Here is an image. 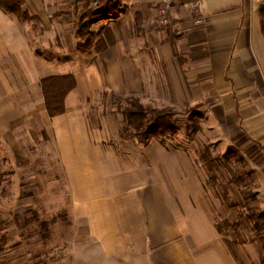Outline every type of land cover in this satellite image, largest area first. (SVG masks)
I'll use <instances>...</instances> for the list:
<instances>
[{"label":"crops","instance_id":"0c3cea01","mask_svg":"<svg viewBox=\"0 0 264 264\" xmlns=\"http://www.w3.org/2000/svg\"><path fill=\"white\" fill-rule=\"evenodd\" d=\"M195 2L113 0L117 16L88 19L87 52L77 24L88 0H23V19L0 7V200H22L31 178L37 199L62 202L72 222L62 264H262L260 242L218 230L222 205L189 149L122 138V114L95 110L106 94L201 106L208 135L245 159L264 214V7ZM168 4L171 26L153 27ZM69 75L75 88L52 117L42 81ZM11 224H1L5 264H32L12 254Z\"/></svg>","mask_w":264,"mask_h":264},{"label":"rangeland","instance_id":"374dc122","mask_svg":"<svg viewBox=\"0 0 264 264\" xmlns=\"http://www.w3.org/2000/svg\"><path fill=\"white\" fill-rule=\"evenodd\" d=\"M117 1V0H116ZM106 2V1H103ZM98 7H103L104 12H114L113 17L117 16L119 10L116 13L115 7L112 5L113 0H110L109 7L104 3ZM96 7V8H98ZM120 7V6H119ZM93 9L94 7H89ZM111 8V9H110ZM160 10V9H158ZM158 10L155 13L156 20H158ZM103 12V14H104ZM102 14V15H103ZM81 17V16H80ZM199 21H202L199 19ZM171 25L167 26L170 27ZM154 103V102H153ZM149 104L157 109H174L175 112L180 114L175 116L174 124L177 128L175 135L166 134L164 140L171 145H178L186 147L192 152L199 163L201 170L206 178V185L214 198L222 205L221 213L216 212L218 220H228L232 223H237L239 228L236 231H230V239L235 241H245L250 238H254V232L252 225L245 221V218L241 219L240 216H246L247 209L246 204H255L251 201V196L246 195L245 192L251 190L255 193V182L253 176L244 178L246 188H238L234 185L235 176H239L248 169L241 168V165L234 161H222L220 160L217 165L214 166L213 171L210 173L203 165L202 157L204 149L206 147L210 150L213 158L217 156H223L228 152V149L234 146H228V143L223 142V138L218 136L212 138L208 135V126L206 124L204 110L199 109L198 112L202 114L201 131L199 133H193L188 128V116L192 112H195L197 108L190 104H184L182 106L166 107L163 104ZM97 107V108H96ZM95 107L96 113L101 112L104 118L115 116L119 119V114L122 110L119 107L124 108L125 103L123 99H117L112 95H102L100 103ZM100 108V109H99ZM203 111V112H202ZM94 112H91L92 115ZM121 118V116H120ZM213 140V142H212ZM215 140V141H214ZM225 144H228L225 146ZM224 145V146H223ZM216 179V186H212L209 179ZM36 179L28 178L23 188L27 190L24 193V198L15 201H3L0 200V225L4 223V218H11V225L15 227L12 232V251L16 259L30 258L32 264H62V260L68 255V248L72 233H70V227L72 222L68 219L67 214H64L62 210L61 201H46L37 199V188L41 187L39 183H35ZM30 183H34L33 185ZM33 192V193H30ZM36 193V195H35ZM226 195L227 198L223 199L222 196ZM9 215V216H8ZM4 231V226H0V232ZM5 240L6 237L4 236ZM16 238V239H15ZM23 249V250H22ZM23 255V256H22Z\"/></svg>","mask_w":264,"mask_h":264},{"label":"trees","instance_id":"16d2710c","mask_svg":"<svg viewBox=\"0 0 264 264\" xmlns=\"http://www.w3.org/2000/svg\"><path fill=\"white\" fill-rule=\"evenodd\" d=\"M88 6L91 7V0H88ZM109 6L110 0H106L102 6ZM23 0H0V7L6 12L15 15L19 18H28V15L23 11ZM103 7L89 9L85 15H83L79 23L77 24V35L82 41L79 46L81 52L89 51L95 40L96 35L91 32L90 26L88 25V19H92L96 16L103 14ZM262 30L264 33V13L262 15ZM75 79L73 76H61L51 77L42 81V89L46 98V106L50 116H57L65 112V97L66 95L75 88ZM113 97L117 98L115 95ZM121 99V98H119ZM125 107L121 114L123 116L124 126L120 132L122 138H133L137 139L140 144L147 145L154 138L164 139L166 134L175 135L177 128L174 124L175 116L179 115V112H175L172 109H157L150 106H146L141 102L139 98L131 97L123 99ZM197 108L195 112H192L188 116V128L193 133H199L201 131V120L203 119L202 114L198 112L201 106H194ZM121 109V107H119ZM203 165L211 173L217 163L222 161H236L241 165L242 170L247 168L245 159L233 148H229L228 152L223 156L212 157L210 150L206 147L203 154L201 155ZM252 176L250 170H246L239 176H235L233 182L236 187L246 188L244 178ZM209 182L212 186H216V179L211 178ZM246 195L251 196V201L255 204H246L247 214L246 216H240L241 219L245 218L252 225L254 232V238L248 240L253 242H260L263 247L262 264H264V214L257 205L256 194L251 190L245 192ZM226 199L227 196H222ZM218 230L221 233L227 231H236L239 226L236 223H232L226 219L217 222ZM5 238L0 239L2 245L5 244Z\"/></svg>","mask_w":264,"mask_h":264},{"label":"built area","instance_id":"2783aa9c","mask_svg":"<svg viewBox=\"0 0 264 264\" xmlns=\"http://www.w3.org/2000/svg\"><path fill=\"white\" fill-rule=\"evenodd\" d=\"M103 1L106 0H91V6H93L94 8L100 6L102 4ZM263 7H264V0H261ZM104 3V2H103ZM200 0H196V2L194 3V8L196 11H199L200 9ZM152 26H163V27H167L172 23V20L170 18V5L168 4L165 8L164 6L162 8H160V10H158V20H153L152 22ZM201 22L199 20H196V24H200ZM2 243L0 242V264H5L4 261V257H3V251H2Z\"/></svg>","mask_w":264,"mask_h":264},{"label":"bare ground","instance_id":"6f19581e","mask_svg":"<svg viewBox=\"0 0 264 264\" xmlns=\"http://www.w3.org/2000/svg\"><path fill=\"white\" fill-rule=\"evenodd\" d=\"M154 27V26H153Z\"/></svg>","mask_w":264,"mask_h":264}]
</instances>
